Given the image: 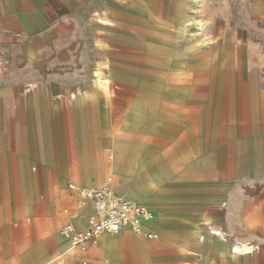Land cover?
<instances>
[{"label": "crops", "instance_id": "crops-1", "mask_svg": "<svg viewBox=\"0 0 264 264\" xmlns=\"http://www.w3.org/2000/svg\"><path fill=\"white\" fill-rule=\"evenodd\" d=\"M90 4L0 0V52L8 67L0 77V264H198L204 258L213 264H264V235H256L260 248L255 241H241L236 231L248 223L264 229V206L248 214L245 205H236L224 147L214 146L208 136L207 146L199 148L193 140L198 129L177 121L170 129L144 127L134 139L136 122H153L161 113L157 104L152 111L140 103H159L161 95L142 94L119 130L112 126L110 137L101 139L107 116L87 110V92L72 93L70 83L86 81L84 66L75 60L86 52L85 36H76L74 23L85 25ZM189 5L175 0L168 7L170 22L184 21ZM95 13L108 21L105 10ZM101 64L106 63L100 62L98 71ZM242 130L241 143L263 137L254 127ZM224 135L221 141L232 140L231 132ZM107 149L113 151L110 160ZM182 171L185 178L175 183ZM108 173L118 195L152 212L143 230L158 238L126 227L80 248L62 235L67 223L85 230L94 212L69 184L102 188ZM206 222L257 248L235 255L217 235H204Z\"/></svg>", "mask_w": 264, "mask_h": 264}, {"label": "rangeland", "instance_id": "rangeland-1", "mask_svg": "<svg viewBox=\"0 0 264 264\" xmlns=\"http://www.w3.org/2000/svg\"><path fill=\"white\" fill-rule=\"evenodd\" d=\"M189 1L187 16L203 20L205 29L185 21L170 23L168 7L175 0H91L85 25L74 23L76 36H85L86 52L76 54L75 60L84 66L81 73L86 81H70L72 93L84 88L87 110L107 116L109 123L99 133L101 139L110 137L112 126L114 132L119 130L142 94L161 95L156 103L161 113L153 122L142 118L136 122L134 139L144 127L158 131L170 129L176 121L192 124L198 129L193 140L199 148L207 146L208 136L214 146L224 147L225 172L232 177L234 200L250 214L255 207L264 206V0H200L197 14L191 12L196 9L194 0ZM100 10L107 12V22L95 15ZM100 62L108 64H101L102 76L111 80L107 87L94 81ZM7 69L5 61L4 75ZM251 127L263 137L241 143L246 136L242 128ZM224 132H231L232 140L221 141ZM70 152L73 154L72 149ZM112 152L106 150L107 160ZM184 176L180 172L174 182ZM113 181L108 173L102 187ZM207 223L204 235H217L231 245L235 255H239L235 246L248 248L247 253L257 248ZM231 225L238 226V221ZM247 226L236 230L237 238L255 241L262 248L256 235H264V229L253 223ZM198 264L213 263L204 258Z\"/></svg>", "mask_w": 264, "mask_h": 264}, {"label": "built area", "instance_id": "built-area-1", "mask_svg": "<svg viewBox=\"0 0 264 264\" xmlns=\"http://www.w3.org/2000/svg\"><path fill=\"white\" fill-rule=\"evenodd\" d=\"M4 68L5 57L0 52V77ZM69 188L78 194L83 203L91 204L94 209L85 230H77L72 223L62 227V235L72 246L85 248L89 243H95L105 233H119L126 227H130L136 234H144L143 221L148 217L149 211L133 200L118 195L112 185L92 189L70 183ZM145 236L156 237L149 232H146Z\"/></svg>", "mask_w": 264, "mask_h": 264}, {"label": "bare ground", "instance_id": "bare-ground-1", "mask_svg": "<svg viewBox=\"0 0 264 264\" xmlns=\"http://www.w3.org/2000/svg\"><path fill=\"white\" fill-rule=\"evenodd\" d=\"M194 3H195V10H193V11H191V12H193V13H198L197 11H198V9H199V12H200V7H201V5H200V0H194L193 1ZM203 6V5H202ZM96 14V13H95ZM192 15H194V14H192ZM188 17V16H187ZM187 17L186 18H184L185 20V22L186 23H189V24H192V23H196L200 28H201V30H203V29H205V27H206V24H205V22L203 21V20H201V19H194V18H192L191 16L190 17H188L189 19H187ZM194 17V16H193ZM181 22V20H177V19H174L173 21H171L170 23H172L173 25H178V23H180ZM207 22V21H206ZM210 24V23H209ZM160 46V45H159ZM167 48V47H166ZM105 67H107V63L106 64H103ZM101 69V68H100ZM102 71H98L97 70V75L99 76V80L100 81H98V83H100L101 85H104V87L106 86H108V85H110V79L109 78H104L103 76H102ZM155 101H153V100H149V99H146V100H144V101H142L141 103H140V107L143 109V110H155ZM145 207V206H144ZM148 211H149V214H148V217L146 218V219H151V218H153L152 217V212L147 208V207H145ZM115 234H117V233H115ZM144 234H145V232H144ZM156 237H157V235H156ZM234 252L236 253V254H245V253H247V252H249V249L248 248H245V247H237V246H235L234 247Z\"/></svg>", "mask_w": 264, "mask_h": 264}]
</instances>
